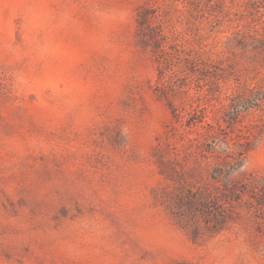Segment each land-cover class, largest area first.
Returning a JSON list of instances; mask_svg holds the SVG:
<instances>
[{"label":"rangeland","instance_id":"374dc122","mask_svg":"<svg viewBox=\"0 0 264 264\" xmlns=\"http://www.w3.org/2000/svg\"><path fill=\"white\" fill-rule=\"evenodd\" d=\"M0 264H264V0H0Z\"/></svg>","mask_w":264,"mask_h":264}]
</instances>
